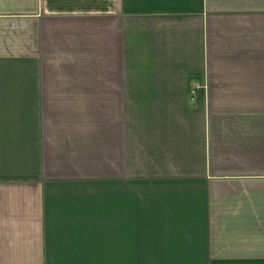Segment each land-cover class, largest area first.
<instances>
[{
	"label": "crops",
	"instance_id": "obj_1",
	"mask_svg": "<svg viewBox=\"0 0 264 264\" xmlns=\"http://www.w3.org/2000/svg\"><path fill=\"white\" fill-rule=\"evenodd\" d=\"M0 264H264V0H0Z\"/></svg>",
	"mask_w": 264,
	"mask_h": 264
},
{
	"label": "rangeland",
	"instance_id": "obj_2",
	"mask_svg": "<svg viewBox=\"0 0 264 264\" xmlns=\"http://www.w3.org/2000/svg\"><path fill=\"white\" fill-rule=\"evenodd\" d=\"M99 186V185H98ZM103 186V185H102ZM102 186H99L98 187V191H102L103 190V187Z\"/></svg>",
	"mask_w": 264,
	"mask_h": 264
}]
</instances>
